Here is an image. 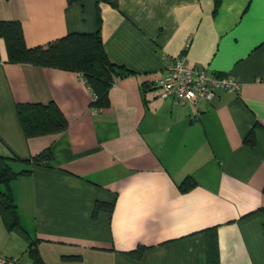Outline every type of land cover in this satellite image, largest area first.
<instances>
[{
	"label": "crops",
	"instance_id": "1",
	"mask_svg": "<svg viewBox=\"0 0 264 264\" xmlns=\"http://www.w3.org/2000/svg\"><path fill=\"white\" fill-rule=\"evenodd\" d=\"M99 8L108 59L133 73L96 112L78 72L9 63L0 38V154L54 156L10 182L20 225L8 231L0 216V252L18 264H33L32 246L44 264H208L215 227L218 264H264V0ZM0 20L18 21L27 46L98 28L95 0H0ZM180 55L238 90L162 98L155 82ZM51 101L67 128L26 138L15 105ZM97 201L112 210L93 215ZM139 246V260L127 254Z\"/></svg>",
	"mask_w": 264,
	"mask_h": 264
},
{
	"label": "trees",
	"instance_id": "2",
	"mask_svg": "<svg viewBox=\"0 0 264 264\" xmlns=\"http://www.w3.org/2000/svg\"><path fill=\"white\" fill-rule=\"evenodd\" d=\"M81 1L83 0H67V3L72 4ZM100 3H107L113 8H118V0H95L98 27L96 31L89 33L70 32L35 46H27L21 24L18 21L0 20V38L4 40L6 45L7 62L78 72L94 96L90 105L96 109L107 108L111 86L118 78L133 72L112 63L104 51L100 31L102 22ZM15 110L26 138L58 134L67 128L65 116L53 101L49 103H17ZM244 142L249 146L254 144L250 136ZM53 159L54 156L50 147L28 159H20L14 154H0V216L8 231L20 225L16 204L10 190V182L19 176L30 175L35 166H48ZM14 163H22L23 167L16 170L13 167ZM182 188L187 189L186 181L182 184ZM101 209L111 211L112 205L97 201L93 215ZM259 210H264V208ZM209 232L207 262L208 264H218L217 258H215L217 254L215 227L206 230V233ZM211 236L214 237L213 240ZM144 250L145 247L139 246L127 254L139 260ZM29 255L33 264H44L36 247L29 248Z\"/></svg>",
	"mask_w": 264,
	"mask_h": 264
},
{
	"label": "built area",
	"instance_id": "3",
	"mask_svg": "<svg viewBox=\"0 0 264 264\" xmlns=\"http://www.w3.org/2000/svg\"><path fill=\"white\" fill-rule=\"evenodd\" d=\"M155 86L160 87L162 98L169 97L179 104L211 101L220 91L234 92L239 88V84L229 76L188 66L183 55L170 59L165 75L155 82ZM96 111L94 108L93 112ZM0 264H18V259L0 252Z\"/></svg>",
	"mask_w": 264,
	"mask_h": 264
}]
</instances>
